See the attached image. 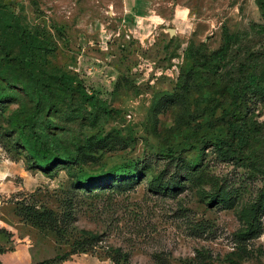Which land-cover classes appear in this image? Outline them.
<instances>
[{
  "label": "rangeland",
  "instance_id": "1",
  "mask_svg": "<svg viewBox=\"0 0 264 264\" xmlns=\"http://www.w3.org/2000/svg\"><path fill=\"white\" fill-rule=\"evenodd\" d=\"M122 4L0 0V264H264V0Z\"/></svg>",
  "mask_w": 264,
  "mask_h": 264
},
{
  "label": "crops",
  "instance_id": "2",
  "mask_svg": "<svg viewBox=\"0 0 264 264\" xmlns=\"http://www.w3.org/2000/svg\"><path fill=\"white\" fill-rule=\"evenodd\" d=\"M152 3L153 0H123L122 14H127L125 19H129L131 22L134 21L135 26L141 22L151 27L154 22H158L154 17V13L151 15L150 12L153 7ZM141 10H145V12L142 13ZM8 258V264H30L31 262V255L24 249H19Z\"/></svg>",
  "mask_w": 264,
  "mask_h": 264
},
{
  "label": "trees",
  "instance_id": "3",
  "mask_svg": "<svg viewBox=\"0 0 264 264\" xmlns=\"http://www.w3.org/2000/svg\"><path fill=\"white\" fill-rule=\"evenodd\" d=\"M224 116H226V112H223L222 116H221V119L224 118ZM228 127H229V130L233 132V139H235L237 137L236 133H235V130H236V126L232 123H228Z\"/></svg>",
  "mask_w": 264,
  "mask_h": 264
},
{
  "label": "water",
  "instance_id": "4",
  "mask_svg": "<svg viewBox=\"0 0 264 264\" xmlns=\"http://www.w3.org/2000/svg\"><path fill=\"white\" fill-rule=\"evenodd\" d=\"M174 31L172 29H169V34L173 35Z\"/></svg>",
  "mask_w": 264,
  "mask_h": 264
}]
</instances>
